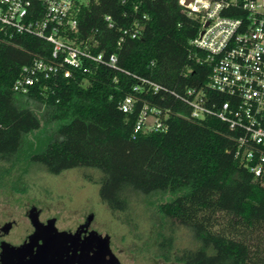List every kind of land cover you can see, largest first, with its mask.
I'll return each mask as SVG.
<instances>
[{"label":"trees","instance_id":"trees-1","mask_svg":"<svg viewBox=\"0 0 264 264\" xmlns=\"http://www.w3.org/2000/svg\"><path fill=\"white\" fill-rule=\"evenodd\" d=\"M77 13L70 38H92L95 53L116 54L117 68L92 62L69 78L41 79L16 93L20 68L51 60L52 45L0 30V162L13 166L27 136L43 138V147L24 154L28 165L52 175L98 173L83 176L99 184L100 200L124 219L134 204L156 208V250L165 261L264 264V181L234 156L228 124L213 114L191 116L185 102L188 89L217 104L225 100L207 88L211 66L189 44L197 20L178 0H89ZM134 28L135 37L124 34ZM131 96V112L124 113L119 105ZM144 105L159 110L163 129L135 131ZM175 225L189 231L191 247L175 249Z\"/></svg>","mask_w":264,"mask_h":264},{"label":"built area","instance_id":"built-area-1","mask_svg":"<svg viewBox=\"0 0 264 264\" xmlns=\"http://www.w3.org/2000/svg\"><path fill=\"white\" fill-rule=\"evenodd\" d=\"M88 1L0 0V30L37 36L52 45V59L35 58L23 65L12 90L28 93L41 79L58 75L69 78L73 69L86 71L92 62L117 68L116 54L105 58L102 52L95 53L92 38L78 42L70 38L77 29V12ZM178 1L183 13L199 24L189 44L203 51V62L211 66L207 88L225 97L217 104L203 90L188 89L185 102L192 107L191 116L213 114L227 123L235 133L234 156L254 178L264 181V0ZM105 19L110 22L111 18ZM137 33L136 28L124 30L131 37ZM133 101L132 96L126 97L120 109L131 112ZM163 127L159 110L144 105L135 121V131Z\"/></svg>","mask_w":264,"mask_h":264},{"label":"rangeland","instance_id":"rangeland-1","mask_svg":"<svg viewBox=\"0 0 264 264\" xmlns=\"http://www.w3.org/2000/svg\"><path fill=\"white\" fill-rule=\"evenodd\" d=\"M43 143V138L38 140L29 135L23 140L21 159L17 163L10 166L0 162V204L3 207H6L4 202L7 200H16L18 211L34 204L38 208L62 214V219L67 223L76 219L78 212L90 213L98 229L110 236L112 245L123 249L122 256L126 261L131 250L137 254L140 264H180L155 256L161 218L154 206L142 202L134 204L126 214L127 220L122 214L112 213L100 200L99 184L89 182L83 176L84 173H93L94 176L98 173L76 168L52 175L28 165L24 154L38 151ZM30 145L34 147L30 148ZM174 237L175 249L188 248L193 244L189 231L181 225H175ZM129 264H132L131 261Z\"/></svg>","mask_w":264,"mask_h":264},{"label":"flooded vegetation","instance_id":"flooded-vegetation-1","mask_svg":"<svg viewBox=\"0 0 264 264\" xmlns=\"http://www.w3.org/2000/svg\"><path fill=\"white\" fill-rule=\"evenodd\" d=\"M4 203L6 207L0 204V264H140L131 250L125 260L123 249L112 245L90 213L78 212L67 223L54 210L29 204L18 211L16 200ZM155 256L163 258L157 252Z\"/></svg>","mask_w":264,"mask_h":264},{"label":"water","instance_id":"water-1","mask_svg":"<svg viewBox=\"0 0 264 264\" xmlns=\"http://www.w3.org/2000/svg\"><path fill=\"white\" fill-rule=\"evenodd\" d=\"M189 0H186V2H188Z\"/></svg>","mask_w":264,"mask_h":264}]
</instances>
